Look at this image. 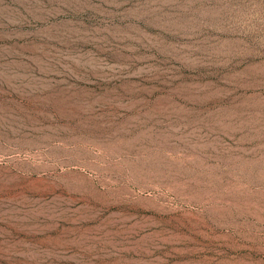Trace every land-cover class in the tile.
Instances as JSON below:
<instances>
[{
	"label": "rangeland",
	"instance_id": "374dc122",
	"mask_svg": "<svg viewBox=\"0 0 264 264\" xmlns=\"http://www.w3.org/2000/svg\"><path fill=\"white\" fill-rule=\"evenodd\" d=\"M0 264H264V0H0Z\"/></svg>",
	"mask_w": 264,
	"mask_h": 264
}]
</instances>
